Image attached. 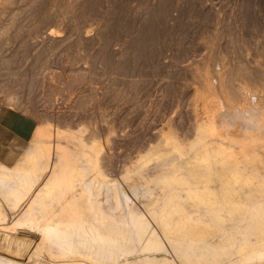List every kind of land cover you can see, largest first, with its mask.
<instances>
[{
    "label": "bare ground",
    "instance_id": "6f19581e",
    "mask_svg": "<svg viewBox=\"0 0 264 264\" xmlns=\"http://www.w3.org/2000/svg\"><path fill=\"white\" fill-rule=\"evenodd\" d=\"M107 1L108 0H0V72H4V74L7 73L8 75H10V77H12V79H14L13 81H20V80L26 81V80H28V81H30L29 84L32 82L33 84L37 83L40 85L44 84V82L46 80H47V82L51 83V76L50 75L55 74V76H57L59 81L61 83L62 82L64 83V85L60 89L58 87H52L49 89V91L45 95L40 96L41 97V111H42V114L44 116V119H43V122L41 124H39L37 122L39 125L37 124V128L34 132L33 137H34V139H43V138L46 139L47 138L49 140V142L47 139L43 140V144L40 147L41 157H42V155H44L46 157V160L43 163L44 169L43 170H36V164L37 163L34 160L35 157H32V156L31 157L29 156L30 160L28 158H26V160L30 163V164H28L29 166L27 168L25 167V165L23 163H20L17 166L15 165L16 164L15 163L14 165L16 166V170H14V169L10 170V169H8V167L7 168L3 167V165H4L3 164L2 167H0V187L4 188V186H5V188H6V186H8V185L10 187V183L13 184L17 180H20L21 186L22 185H24V186L28 185L29 183H31V181L33 182L32 186L29 185L30 186L29 191L27 190L28 192L25 194L23 201L24 202L26 201L27 204L29 203V205H28L29 211L32 210V209H29V207L30 206L32 207L33 201L38 202L40 205V207H39V205H38V207H35V209L36 208L39 209V212L37 211L38 213L34 215L32 220L34 221L33 224H35L34 225L35 229H37L38 232L40 233L39 239H41V241L47 242L48 245H49V243H52L54 239L55 240L57 239L58 242L61 241L62 244H63V242L70 243V242L74 241L73 240L74 236L76 237V235H79L78 238L81 237V240H83V241H87V242L92 241L91 244H93V241L97 242V243H94L93 245H95V244L97 245L98 242L103 243L105 246L108 245L107 248H105L107 251L105 253L102 252V253H104L102 259L106 260L107 263H109V264H122V261H121V259H119L120 257L118 256V254H120V251L117 248L116 238H113L112 236H110L106 233H102L100 231L95 230V228L93 226L89 225L91 223L87 224V222H89V220L87 222H85L84 220H81L80 222L77 221L79 223L77 225H74V227L71 226V228H70L69 224H68V226H67V224H63V225L57 224V223H55V221H56L55 216L57 215V213L54 209L55 204H57V205L60 204V206H62V208H65V206L67 207V205H74L76 203L78 205L79 204L78 202H80V200L82 201L84 199L83 198L84 196H82L83 190H82V192H80V194L77 193V195L79 194V196H75L76 188L78 186L82 187L83 189L91 190L95 186L99 185L101 183L102 179L105 178V176H109V178L106 177V179L110 180V178L112 176H114L116 173H118L117 172L118 170H122L121 169L122 166L120 165L121 162L119 160V157H121L119 154V149L121 148L120 146H122L123 141L126 142V135H122V133H121V131H122L121 124L125 121L126 117H128L131 114L130 109L132 107L129 106L131 108H129L128 111L125 113V115H123L122 114V112H123L122 108H120L121 101L124 98L129 97V95L131 94L132 90L135 87L140 86L141 84L145 85V83H146L144 81L145 80L144 78H143L144 80L138 79V78H136V74L134 73L136 70V66L140 63L139 60H140V57L142 56L141 53L143 50L142 48L144 47L143 46L144 40L138 36L135 37L134 35H131V34H125L123 36L122 33H120L122 35V37H117V35H116L117 33L115 31H116V27H118L117 26L118 24L116 23L115 18L111 14V11H113V10L109 11V9L107 8ZM123 1L125 2V0H123ZM116 2L117 1L114 0V3H116ZM146 2H148V1L146 0ZM119 3H121V2L119 1ZM134 3H135V1H134ZM134 3L132 4V6L134 5ZM137 3H140V2H137ZM202 4H204V3H202ZM111 6L113 7L112 4H111ZM127 6H128V4H127ZM127 6H126V8H128ZM129 6H130V4H129ZM142 6H143V3H142ZM145 6H146V3H145ZM152 6L154 7V5H152ZM134 7H132V8H134ZM148 7H150V6L148 5ZM150 8H152V7H150ZM117 10H118V8H117ZM137 11H139V9ZM155 11H156V8H155ZM134 12H135V10H134ZM164 13L166 14V9H163V11L160 14H164ZM173 14H174V12H173ZM101 15H102V18L104 20L102 19L101 22L97 23L96 20L99 19V17ZM174 16H176V15H174ZM128 17L129 16H127V18ZM159 17L160 16H158V18ZM119 18H121V17H119ZM163 19H164V16H163ZM169 21H170V19H169ZM175 21H173V22L175 23ZM137 23H140V22H137ZM52 24L53 25L55 24L59 28H63V29L67 25H69L71 32L76 35L75 38L70 42V46H68L69 49L66 50L67 53L65 52V56L59 60L60 67H62L61 64H65L64 60L67 57L72 58V59L75 58V55L77 54V52L79 54V51L83 48L84 45L87 46L86 48H88V50L86 49L88 51L87 54L83 55V53L81 52L83 55L81 58V60L83 61V65L79 66V67L77 66L78 68L75 67V68H71L70 70H68L69 72H67L66 74H68V73L69 74L65 78H64L63 74L51 72V70L50 71L47 70L49 67H51L50 66L51 65L50 64L51 63L50 62L51 61V59H50L51 52H53L55 49H57L63 43V41L66 38H68V37L65 38L62 35H60L59 33L61 31H57L58 29L55 30L52 27ZM143 24H144V22H143ZM145 24H146V22H145ZM170 24H172V23H170ZM161 27H163V26H161ZM170 27H168V28H170ZM165 28L166 27H164V29ZM127 30H129V29H127ZM165 30L167 31V28ZM70 38H72V37H70ZM69 40H71V39H69ZM64 43L66 44V42H64ZM67 45H69V44H67ZM230 49H232V48H230ZM55 51H57V50H55ZM234 51H233V49L230 51L232 56H233ZM60 52L58 53L59 55L62 54V52L61 53ZM239 53H240V51H239ZM241 54L242 55H240V56L244 57V56H247L249 53L247 55H244L243 50H241ZM53 55H55V54H53ZM151 55H153V54H151ZM57 56L55 55L56 58H57ZM219 56L220 57H216L218 59L214 60V67L212 66L213 69L210 70V69L206 68L207 67L206 66L205 72L200 76V78L197 82L198 88L196 89V95H195L196 96V101L194 104L195 108H193V111H192L191 115L189 116V120H190L189 127L185 128V127H183L184 125L182 126V124H184V123L181 124V122L184 120L183 114H179L178 116L171 118L170 120L165 119L166 120L165 121L163 119L165 122H163V121H162V123L160 122V125L158 124L159 127H156L157 129L155 131L152 130L153 133H151V134H153V136L150 137L145 144L137 146L136 149H134V151L132 150L133 152L131 154L126 156L127 159L124 160L125 165L123 167L124 168L123 170H129V167L127 166L128 163H130L131 168H132V166L134 167V165H136L137 162L142 163L144 161V159L149 154L151 156L157 157V159H158V157L159 158L163 157L161 164L159 163L160 164L159 170L160 169L161 170L166 169V170H172L173 171L172 175L170 174L171 176L169 177L168 182L170 183L171 180H173L174 182H177L180 185H185L188 181H184V178L182 177L183 175L182 176L179 175V172H180V170H183L186 167L184 162L187 161V163H189L190 160H187V159L191 158L193 155L194 160L191 163L194 162V164H192L191 166L188 165L189 167H187V169H186L188 171V174H190L191 176L196 175V174L206 176V178L205 177L202 178L203 180H202L201 185H203L204 188L200 186V188H203V189L201 192H199V190H198L199 196H198L197 201H199L201 204H207L208 206L214 205L213 206L214 209L212 207L211 208L214 210L213 215L216 214L215 215L216 217H220L222 215V214H218L216 212V209L218 207H221L222 205H224V206H226L229 213L236 214L237 217L242 218V219H245V218L247 219L249 217V219L253 220L255 225H256V228H255L254 233H253V237H252V239H248L241 247H239V250L244 251V253H243V260L244 261L255 262L257 260V261H261L259 263H263V261H264V182H263V180L261 181L262 178L259 179V176L261 177V175L263 173L261 174L257 168H259L261 166V164L264 163V159H263L264 152L262 155H260V153L258 151L261 149V148L259 149V147H261V145H262L261 143L264 142V85L260 82V78H257L258 76H257V73L255 71V68H256L254 66L255 64L250 65V62L248 60L249 57L248 58L244 57V61H242L240 64L233 65L234 61H233V63H232V61L225 63L224 62L225 57L222 56V54H220ZM151 58H150V60H151ZM156 59H155V62H157ZM118 60H120V62L122 61V63L119 65L117 63ZM231 60H232V58H231ZM233 60H234V57H233ZM151 64H154V63H151ZM115 65H118V66L115 67ZM155 65H157V64H155ZM191 65H193V64H191ZM240 66H242V69H243V70L240 69L243 71L240 74L242 77H240L239 74H238V76H234L235 72H233L234 71L233 69L236 70ZM63 67H64V65H63ZM70 67H72V66H70ZM104 67H106L107 69L106 70L103 69ZM145 67H143V68H145ZM200 67H201V65H200ZM59 68H58V70H59ZM56 69H57V67H56ZM249 69H251V70H249ZM45 70H47V71L45 72ZM191 70H193V69H191ZM62 71H63V69H62ZM105 71L109 73V77H106L107 79H102V75H104V73H106ZM194 71H195V69H194ZM202 71H203V69H202ZM201 72L198 71L199 74ZM106 76H107V73H106ZM138 76H142V75H138ZM148 79H150V78H148ZM8 80L9 79H7V81ZM165 85H167L165 80H162L160 82V85H159L161 92L164 91ZM38 87H39V85H38ZM36 91H34V92H36ZM64 91H66L69 96L74 95V98L71 99V97H70L71 100H70V102H68L69 105L67 104L68 106L67 107L65 106L66 110L64 109V106L62 105V107L65 111L60 112V113L57 111L54 112L51 109V106L54 103V100L56 97L55 95L58 93H62ZM155 91H157V90H155ZM39 92L41 93V91H39ZM42 92H43V90H42ZM147 92H148V90H147ZM167 92H168V89H167ZM13 97H14V95L12 93H8V95H6V98H7L6 101L8 102V104H13ZM140 97H141V95H140ZM140 97H138V98H140ZM159 97L160 98L158 99V101H156L155 105L153 104L154 102L150 104V105H152V104L154 105V106L152 105L154 107V110H152V111L153 112L156 111V113H158L157 110L159 109L162 96H159ZM166 97H167V95H166ZM143 99H144V97H143ZM146 100L148 101L150 99L148 98ZM14 101H15V99H14ZM163 102H164V100H163ZM163 102H162V104H163ZM55 107H57V106H55ZM61 111H62V108H61ZM39 112H37V113H39ZM187 112H189V111H187ZM32 113H33V111H32ZM162 114H163V112H162ZM35 115H37V114H35ZM134 116H135V114H134ZM146 116H147V114H146ZM166 117H168V116H166ZM157 118L159 119L160 115ZM145 119H146V117H145ZM139 120H140V118H139ZM151 121H153V120H151ZM185 123H186V121H185ZM52 126L54 129H51ZM136 126H137V124H136ZM144 127H145V125H144ZM133 128H134V126H133ZM136 128H138V127H136ZM142 128H143V125H142ZM129 130H130V128H129ZM146 130H148V129H146ZM123 133H124V131H123ZM125 134H127V133H125ZM122 136H124V137H122ZM143 137H145V136H143ZM143 137L141 136V138H143ZM51 138H52V140L54 138H56L55 139L56 142L55 141H54L55 143H53V141L51 142ZM61 138H65L64 142L69 141V144L66 146L61 145V143H60ZM130 138L132 139V137H130ZM27 139H28V137H27ZM57 139H59V140H57ZM236 139H237V141H236ZM61 140H63V139H61ZM38 141H40V140H38ZM235 142H238V144H239L237 146L238 150L236 149L237 151L235 150L234 146L232 145ZM132 143H134V142L132 141ZM185 145L189 146L188 150H186L187 146L185 147ZM186 151H188V153H193V154H189V155H191V157H188L185 160H183L182 155L183 154L186 155V153H185ZM168 153H173L172 154L173 156H167V155H169ZM261 156H263V157H261ZM122 158H123V156H122ZM151 158L153 159V157H151ZM147 162H148V160H147ZM154 162H156V161L154 160ZM156 163H154V164H156ZM0 164H1V161H0ZM138 167H140V166H138ZM153 169H154V166H153ZM35 175H37L36 178H34ZM129 175H127V176H129ZM11 176L14 178V179L12 178L13 180L10 179ZM15 178H16V180H15ZM194 178H195V176H194ZM213 180L218 181L219 187L221 188L220 189L221 193L223 194L221 201L218 203L217 202L215 203V201L214 202L211 201L215 197H213L211 195V190L208 188V187L212 186V185H210V183ZM132 181H133V179H132ZM134 181H135V179H134ZM112 182H113V180L111 181V183ZM114 182H116V180ZM195 182H197V181H195ZM16 185H19V183H17ZM16 185H14V186H16ZM119 185L121 186V184H119ZM125 185H127V184H125ZM195 185H196V183H195ZM110 187H113V186H110ZM143 187H147V186H143ZM97 188H94V189H97ZM101 188H99V189H101ZM122 188H123V186H122ZM131 188H133V187H131ZM21 189H23V188H21ZM21 189H20V191H21ZM112 189L113 188H111V190ZM1 190H2V188H1ZM123 191H124V188H123ZM10 192H12V190ZM88 192H90V191H88ZM88 192H87V198L89 199L91 197V194H90V197H88V195H89ZM1 193H2V191H1ZM243 193H244V196L242 197ZM8 194L10 195L9 192H8ZM214 194H216V193H214ZM176 195H174L172 192V194L169 195L170 199L171 200L179 199V198H177ZM187 196H189V195H187ZM117 197L122 198V197H119V195ZM192 197H193V195H192ZM192 197H191V200H192ZM180 199L183 200V197ZM186 199H187V197H186ZM91 200L92 199H90V201ZM194 200H195V198H194ZM194 200H192V201L194 202ZM175 202L172 201V203H175ZM220 203H222V205L217 206ZM250 203L254 205L253 209H249L248 207H246V208L244 207L245 204H250ZM1 204L2 203H0V206H1ZM118 204H120V203H118ZM6 205L7 204H5V207H6ZM88 206H89V204H88ZM125 206H127V205H125ZM171 207L169 208L167 206V208L165 210H163V208H162L163 212L159 214V216H160L159 218L165 219L167 217H171L173 214H175V213L177 214V210L179 212H181V210L178 208V206L176 207V205H175V207H173V209ZM68 209L69 208H67V210ZM174 209H177V210H174ZM172 210H174L173 213L170 212ZM1 211L3 212V210L0 209V218L3 217V214ZM62 211H63V209H62ZM89 211H88V215L90 214ZM27 212H25L26 216H27ZM124 213H126V212H124ZM25 214L23 213V215H25ZM30 215H31V213H30ZM130 215H129V219L131 217ZM59 216L61 217L60 214H59ZM150 216H151V214H150ZM9 217L10 216H8V219H9ZM67 217H69V216H67ZM114 217H116V216H114ZM23 218L21 220H23ZM188 218H190V217L188 216ZM132 219H135V217ZM137 219H139V218L137 217ZM180 219H182V217H180ZM118 220H119V218H118ZM26 221H27V219H26ZM29 221H30V219H29ZM57 221H58V219H57ZM147 221H148V217H147ZM146 222H145V224H146ZM3 223H0V224H2L4 226ZM117 224H119V223H117ZM148 224H150V223H148ZM28 226H29V223H28ZM153 226H156V225H153ZM150 227H147V228H150ZM121 228H123V227H121ZM191 228L195 229V227H191ZM4 229H6V226ZM31 229L33 230V228H31ZM166 229L168 230V228H166ZM5 231L6 230H4L3 232H5ZM150 231H151V229H150ZM235 231H236V229H232L230 231L231 235L233 237H234ZM8 232H9V230H8ZM8 232L6 231L7 234H8ZM136 232H138V231H136ZM101 234H104V235H101ZM159 234H160V232H159ZM167 234H165V235H167ZM35 235L36 234H33L31 231L26 230V231L20 232V233L19 232L15 233V234L12 233L10 235L11 240L8 239V237L4 238L3 241H6L8 243H6V245L0 244V264H25L33 256L35 257V255H33V252L35 250H33V252H31L32 247L30 248V246H32V242H33V239L35 238ZM145 235H146V233H145ZM153 235H155V234L153 233ZM244 235H245V233H244ZM147 236L145 237V240H146ZM161 236H163V234ZM232 236H230V237H232ZM171 238H172V236H171ZM162 239H164V237H162ZM167 240L168 239L166 238L165 241L168 242ZM172 240L174 242L182 243V244H179L178 246L184 245L183 249L188 252L187 253L188 258L192 257V256H196V259H198V261H201V262L206 261V263H199V264L214 263L212 261H214L213 258L215 256L217 257V258H215V262H216L217 260H219V258L222 255H225V254L216 253V255L213 257H206V259H202L201 258L202 256L210 253V249H205L206 245H198L195 242L196 238L194 236H189V234H185L183 237H178V238L173 237ZM75 242H77V241H75ZM147 242H150V241L148 240ZM185 242H186V244H183ZM59 243H57V244H59ZM109 243H112V244H109ZM40 244H42V243H38V245H40ZM72 244H73V242H72ZM171 244L175 245V244H173V242ZM35 245H36V242H35V244H33V247ZM142 245H140V246H142ZM86 246H89V245L86 244ZM90 246H92V245H90ZM155 246H153V248ZM43 247H44V245L42 246V248ZM101 247H102V245H101ZM170 247H172V246H170ZM170 247H168V248H170ZM233 247L234 246L232 244V247L231 246H228V247L224 246V247H219L216 249L212 248V249H215L216 251H222V250L223 251H230L231 249H233ZM3 248H6L10 252V254H8L9 252L8 253L5 252V253H7L6 255H8L10 257L3 255L4 253L1 254L3 252V251H1V249H3ZM46 248H48V247H46ZM83 248H84V246H83ZM180 248L181 247H179V249ZM38 249L40 251L41 248L38 247ZM49 250H50V248H49ZM63 250H65V249H63ZM83 250H85V249H83ZM91 250H94V249H91ZM66 252L68 255H70V253L75 254L77 252V250L75 248L74 249L70 248L69 250L66 249ZM66 252H65V254H66ZM150 253H153V252H150ZM156 253H158V252H156ZM34 254H37V253H34ZM139 254L141 256V251L139 252ZM160 254H161V252H160ZM169 254H170V252L168 253V255ZM71 255H73V254H71ZM145 255L148 256L147 254H145ZM168 255H165V256H168ZM175 255H176V253H175ZM92 256H91V258H92ZM51 257H52V255H51ZM154 257H156V256H154ZM140 258H138V259H140ZM165 258H167V257H165ZM123 259L124 258H122V260ZM127 259H126V261H128ZM134 259H136V258H134ZM26 260H28V261H26ZM170 261H171V259H170ZM170 261L150 260V264H173ZM30 262H31V260H30ZM126 263H129V262H126ZM142 263H143V261H142ZM255 263H257V262H255ZM65 264H68V263L66 262ZM72 264H83V263L78 262V261H74ZM177 264H179V263H177Z\"/></svg>",
    "mask_w": 264,
    "mask_h": 264
},
{
    "label": "rangeland",
    "instance_id": "374dc122",
    "mask_svg": "<svg viewBox=\"0 0 264 264\" xmlns=\"http://www.w3.org/2000/svg\"><path fill=\"white\" fill-rule=\"evenodd\" d=\"M116 1L117 2L114 3V0H108L107 1V8L109 9V11L113 10V11H111V14L113 15V17L116 20V23L118 24L117 25L118 27H116V31H115L117 33L116 34L117 37H122V35L124 36L125 34H131V35H134L135 37L138 36L144 40V44H143L144 47L142 48L143 50L141 53L142 56L140 57V60H139L140 63L136 66V70L134 73L136 74V78H138V79L144 78L145 80L144 79L143 80L146 83H145V85L141 84L140 86L135 87L136 89L134 88L132 90L129 97H126L123 99L124 101L123 100L121 101L120 108H122V111H123L122 114L123 115H125V113L128 111V109L132 107L130 109L132 115L130 114L128 117L125 116L126 119L121 124V127H122L121 133H122V135H126V142L123 141V144H122L123 147L120 146L121 148L119 149V154L121 156V157H119V160L121 162L120 165L122 166L121 167L122 170H118L117 171L118 173H116L114 176H112L110 178V180L106 179V177L109 178V176H105V178H103L101 183L99 184L100 186L97 185L94 187V188L98 187L97 189L93 188L91 190H87V189H83L82 187L78 186L79 188L78 187L76 188L75 196H79V194H80V192H82V190H83L82 196H84L83 197L84 201L80 200V202H78L79 203L78 205L76 203L74 205H67V207L65 206V208H62V206H60V204H58V205L55 204L54 209L57 213V215L55 216L56 217L55 223L62 224V225L67 224V226L69 224V226L71 228V226L74 227V225H77L81 220H84L85 222H87L89 220V222H87V224L91 223L89 225L93 226L95 228V230L100 231L102 233H106V234L112 236L113 238H116L117 248L120 251V254H118V256L120 257L119 259H121L122 264H150V260L170 261V259H171L170 262L173 264H177V263H179V264L206 263V261H202V262L198 261V259H196V256H192V257L188 258V256H187L188 252L183 249L184 245L178 246L179 244H182V243L174 242L172 240L173 237L174 238L183 237L185 234H189V236H194L196 238L195 242L198 245H206L205 249H210V253L202 256L201 257L202 259H206V257H213L216 255V253L225 254V255H222L219 258V260H217L216 262H215V258H217V257L215 256L213 258L214 261H212L214 263H210V264H224V263L225 264H246V263L247 264H249V263L250 264H258L261 261L256 260L255 262H257V263H255L253 261L252 262L244 261L243 260L244 251L239 250V247H241L248 239H252L254 230L256 228L254 221L249 219V217L247 219L246 218L242 219V218L237 217L236 214L229 213L226 206L222 205V203L218 204L217 206H221V205L222 206L218 207L216 209V212L218 214H222V215L220 217H216L215 216L216 214L213 215L214 214L213 213V211H214L213 206L214 205L208 206L207 204H201L199 201H197L198 196H199L198 193L201 192L202 189L204 188L203 185H201L202 180H203L202 178H204V177L206 178V176L200 175V174H196V175L191 176L190 174H188V171L186 170L187 167L194 164V162L191 163L194 160L193 155L191 157V155H189V154H193V153H188V151H186L185 152L186 155L185 154L182 155L183 160H185L188 157H191V158L187 159V160H190L189 163H187V161L184 162L186 165V167L183 169L184 171L180 170V172H179V175H181V176L183 175L182 177L184 178V181H188L185 185H180L177 182H174L173 180H171L170 183L168 182V179L172 175L173 171L172 170H166V169L165 170H161V169L159 170V165L161 164L163 157L162 158L158 157V159H157V157L151 156L149 154L144 159V161L142 163L137 162L138 164L136 163V165H134V167L132 166V168H131L130 163H128L127 166L129 167V170H123L124 169L123 167L125 165L124 160L127 159L126 156L131 154L134 151V149H136L137 146L145 144L148 141V139L153 136V134H151V133H153V131H155L157 129L156 127H159L160 122L161 123H162V121L165 122L166 120H170L171 118H174V117L178 116L179 114H183L184 120L181 122V124L184 123V124H182V126L184 125L183 127H185V128L189 127V123H190L189 116L191 115L193 108H195V105H194L195 101H196L195 95H196V89L198 88L197 82H198L200 76L205 72L206 68H208L210 70L213 69L214 60L218 59L216 57H220L219 56L220 54H222V56L225 57V59H224L225 63L231 62V61L233 63V61H234L233 65H235V64L238 65L242 61H244V57L245 58L249 57L248 60L250 62V65L255 64L254 66L256 67L255 71H256L257 76H258L257 78H260V82L264 85V0H201V1L200 0H179L180 2L178 0H147L148 2H146V0H133V1L132 0H125V2L123 0H116ZM119 1L121 3H119ZM134 1H135V3H134ZM137 2H140V3H137ZM110 3L113 5V7L111 6ZM133 3H134V5L132 6ZM142 3H143L144 7L142 6ZM145 3H146V6H145ZM202 3H204V4H202ZM127 4H128V6H127ZM129 4L131 7L129 6ZM148 5L150 7H152L153 9L148 7ZM152 5H154V7ZM126 6L128 8H126ZM116 7L118 8V10ZM132 7H134V8H132ZM155 8H156V11H155ZM162 8L166 9V14L168 16L165 13L160 14L163 11ZM138 9H139V11H137ZM134 10H135V12H134ZM173 12H174V14H173ZM174 15H176V16H174ZM127 16H129L130 18L129 17L127 18ZM158 16H160V17L158 18ZM163 16H164V19H163ZM119 17H121V18H119ZM102 19L103 18L101 15L99 17V19L96 20V22L99 23L102 21ZM169 19H170V21H169ZM173 21H175V23ZM137 22H140V23H137ZM143 22H144V24H143ZM145 22H146V24H145ZM170 23H172V24H170ZM161 26H163V27H161ZM167 26L168 27L171 26V27L168 28ZM52 27L55 30L58 29L57 31H61L59 33L60 35H62L65 38L66 37H68V38L65 39L66 41L65 40L63 41V43L61 44L62 46L60 45L57 49H55L57 51L54 50L53 52H51V55H50L51 56L50 57V59H51L50 64L51 65L49 64L51 67H49L47 70L48 71L51 70V72L63 74V76L65 78L69 74V73L66 74L67 72H69L68 70H70L71 68H75V67L78 68L79 66L83 65V61L81 60V58L83 55L87 54L88 48H86L87 46L84 45L83 48L79 51V54L77 52V54L75 55V58L72 59V58L67 57L64 60L65 64H61L62 67H60L59 60L65 56L66 50L69 49L68 46H70V42L75 38L76 35L71 32L69 25H67L64 29L59 28L55 24L54 25L52 24ZM164 27L167 28V31L165 30L166 28L164 29ZM127 29H129V30H127ZM120 33H122V35ZM70 37H72V38H70ZM69 39H71V40H69ZM64 42H66V44ZM67 44H69V45H67ZM230 48H232L233 51L235 50L233 52V56L230 53V51L232 50ZM241 50H243L244 55H247L248 53L249 54L247 56L241 57L240 56V55H242ZM60 51L62 52V54L59 55L58 53ZM239 51H240V53H239ZM81 52L83 53V55ZM53 54H55L56 56L58 55L57 56L58 59ZM151 54H153V55H151ZM233 57H234V60H233ZM150 58L152 61L150 60ZM231 58H232V60H231ZM155 59L157 62H155ZM117 63L119 65L122 63V61L120 62V60H118ZM151 63H154V64H151ZM155 64H157V65H155ZM191 64H193V65H191ZM63 65H64V67H63ZM118 65H115V67H117ZM200 65H201V67H200ZM55 66L57 67V69ZM70 66H72V67H70ZM143 67H145V68H143ZM58 68H59V70H58ZM61 68L63 69V71ZM103 69L106 70L107 68L104 67ZM191 69H193V70H191ZM194 69H195V71H194ZM202 69H203V71H202ZM240 69H242V66H240L236 70L233 69L234 70L233 72H235L234 76H238V74H239V76L242 77L240 74L243 72L242 71L243 69L242 70H240ZM47 70H45V72ZM197 70L199 72H201V71L202 72L199 74ZM249 70H251V69H249ZM106 73H107V76H106ZM106 73H104V75H102V79H107L106 77H109V73L108 72H106ZM138 75H142V76H138ZM50 76H51V83L47 82V80H46L44 82V84L40 85L37 83L33 84L32 82L29 84L30 81H28V80H26V81L25 80L13 81L14 79H12V77H10V75H8L7 73L4 74V72H0V92H1L0 93V103H2L3 105H5L7 107H12L14 109H17L20 112H22L28 116L34 117L37 120V122L39 124H41L43 122L44 116H43L42 111H41V97L40 96L45 95L49 91V89L52 87H58L60 89L64 85L63 82L61 83L59 81V79L57 78V76H55V74H51ZM148 78H150V79H148ZM7 79H9V80L7 81ZM162 80H165L167 85H165L164 91L161 92L159 85H160V82ZM38 85H39V87H38ZM167 89H168V92H167ZM42 90H43V92H42ZM147 90H148V92H147ZM155 90H157V91H155ZM34 91H36V92H34ZM39 91H41L42 94ZM8 93H12L14 95L13 104H8V102L6 101L7 100L6 95H8ZM140 95H141V97H140ZM166 95H167V97H166ZM55 96L56 97H55L53 105L51 106V109L54 112L57 111L59 113L65 111L66 107L69 105L68 102H70V100L74 98V95L69 96L66 91H64L62 93H58ZM159 96H162V97H161V103H160L159 109L157 110L158 113L160 112L158 114V113H156V111L153 112L152 110H154L153 106L155 105L156 101H158V99L160 98ZM70 97H71V99H70ZM138 97H140V98H138ZM143 97H144V99H143ZM148 98L150 100L147 101L146 99H148ZM14 99H15V101H14ZM163 100H164V102H163ZM162 102H163V104H162ZM151 103H153L154 105L153 104H152L153 106L150 105ZM62 105L64 106L65 110L63 109ZM55 106H57V107H55ZM129 106H131V107H129ZM61 108H62V111H61ZM32 111H33V113H32ZM187 111H189V112H187ZM37 112H39V113H37ZM162 112H163V114H162ZM35 114H37V115H35ZM134 114H135V116H134ZM146 114H147V116H146ZM159 115H160V118L158 119L157 117H159ZM166 116H168V117H166ZM145 117H146V119H145ZM139 118H140V120H139ZM150 119L153 121H151ZM163 119L164 120L166 119V120L164 121ZM185 121H186V123H185ZM136 124H137V126H136ZM142 125H143L144 129L142 128ZM144 125L146 128L144 127ZM133 126H134V128H133ZM136 127H138V128H136ZM129 128H130V130H129ZM51 129H54L53 126ZM146 129H148V130H146ZM123 131H124V133H123ZM125 133H127V134H125ZM128 135L130 137H132V139ZM141 136L142 137L145 136V137L141 138ZM122 137H124V136H122ZM46 139L45 138L34 139V137H33L31 140L26 142L24 145L17 147L16 154H15L14 158H12L8 161H1L0 167H2V165L4 164L3 167H6V168L8 167V169H10V170L11 169L16 170V166L20 163H23L25 165V167L27 168L29 166L28 164H30V163L26 160V158L29 159L32 156V157H35L34 160L37 163L36 164V170H43L44 169L43 163L45 162L46 157L44 155H42V157H41L40 147L43 144V140H46ZM55 139L56 138H54L52 140V138H51V142L53 141V143H55L56 142ZM61 139H63V140H61ZM61 139H60L61 145L66 146L69 144V141L64 142L65 138H61ZM38 140H40V141H38ZM57 140H59V139H57ZM132 141L134 143H132ZM236 141H237V139H236ZM48 142H49V140H48ZM263 143L264 142L261 143L263 146L261 145V147H259V149L260 148L261 149L258 150L260 155H262L264 152V144ZM232 145L234 146L235 150L236 149L238 150V148H237V146L239 145L238 142H235ZM186 146L187 145H185V147ZM188 148H189V146L186 147V150H188ZM168 154L169 155H167V156H173L172 155L173 153H168ZM122 156H123V158H122ZM151 157H153V159ZM261 157H263V156H261ZM263 159H264V157H263ZM147 160H148V162H147ZM154 160L157 163L154 162ZM154 163H156V164H154ZM138 166H140V167H138ZM153 166H154V169H153ZM257 169L260 171L261 174L263 173L262 175L260 174L261 177L259 176V179L262 178L261 181L263 180V182H264V163H262L261 166ZM127 175H129V176H127ZM194 176H195V178H194ZM36 177H37V175H35L34 178H36ZM12 178L13 177L11 176L10 179H12ZM132 179H133V181H132ZM134 179H135V181H134ZM15 180H16V178H15ZM112 180H113V182L111 183ZM115 180H116V182H114ZM195 181H197V182H195ZM212 182L210 183V185H212V186H210L208 188L211 190V195L215 198H213L211 201H213V202L215 201V203L216 202L218 203L221 201L223 194L221 193V190H220L221 188L219 187L218 181L213 180ZM17 183H19V185H16ZM32 183L33 182L31 181V183H29L28 185H25V186L22 185L21 186L20 180H17L13 184L10 183V187H9V185L6 186V188H5V186H4V188L0 187V201H1L0 203H2L0 206L1 207L0 209L3 210V212L2 211L1 212H2L3 217H4V218L3 217L0 218V223L4 222L3 223L4 226L2 224H0V229H1L0 230V235H1L0 236V244L6 245V243H8V242L3 241V239L8 237V239L11 240L10 235L12 233L15 234V233L24 232L27 230V231H31L33 234H36L35 238L33 239L32 246H30V248L32 247L31 252H33V250H35L33 252V255H35V257L32 255L33 257L30 259L31 262H30V260L29 261L26 260L28 262H26L25 264H37L38 262H39L38 264H40V263L41 264H51V263L52 264H65L66 262L68 264H72L74 261H78V262H81L83 264H109V263H107L106 260L102 259L103 254L107 251L105 248H107V246H108V245L105 246L103 243L98 242L97 245L96 244L93 245L94 243H97V242L93 241V244H91L92 241H88V242L83 241V240H81V237L78 238L79 235H76V237L74 236V238H73L74 241H72L73 244H72V242H70L72 245L70 243H65V242H63V244H62L61 241H59L60 242L59 243L57 239L56 240L54 239L53 242L49 243V245H48L47 242H45V241L43 242V241H41V239H39L40 233L38 232L37 229H35V227H34L35 224H33L34 221L32 220L34 215L39 212V209H37V208L35 209V207H38L39 203L33 201L32 207L31 206L29 207V209H32V210H30L31 211L30 212L28 210L29 203L27 204L26 201L25 202L23 201V198L25 197V194L29 191V187L32 186ZM195 183H196V185H195ZM119 184H121V186ZM125 184H127V185H125ZM12 185L13 186L16 185L17 187L16 186L13 187ZM110 186H113V187H110ZM122 186L124 188V191H123ZM143 186H147V187H143ZM200 186L203 188H200ZM131 187H133V188H131ZM1 188H2V190H1ZM9 188L10 189L12 188L11 189L12 192H10L11 190ZM21 188H23V189H21ZM99 188H101V189H99ZM111 188H113V189L111 190ZM20 189H21V191H20ZM198 190H199V192H198ZM1 191H2V193H1ZM88 191H90L91 193ZM8 192L10 193V195L8 194ZM87 192L89 193L88 197H90V194H91V197L89 199L87 198ZM172 192L174 195L177 194L176 196L179 199L171 200L169 195H171ZM77 193H79V194L77 195ZM214 193H216V194H214ZM186 194L189 196H187ZM191 194L193 195V197ZM118 195H119V197H122V198H118L117 197ZM243 196H244V193L242 194V197ZM182 197H183V200L180 199ZM186 197H187V199H186ZM191 197H192V200H194V198H195L196 201L194 200V202H193L191 200ZM90 199H92V200L90 201ZM172 201L173 202L176 201V202L172 203ZM118 203H120V204H118ZM5 204H7L6 207H5ZM88 204H89V206H88ZM174 204L176 205V207L178 206V208L181 210V212H179L177 209H174V210H177V214L175 213L176 215L173 214L171 217H167L165 219L161 218L162 219L161 220L159 218L160 217L159 214L162 213L163 210H165L167 208V206L170 208L173 205L171 207L173 209V207H175ZM125 205H127V206H125ZM39 207H40V205H39ZM244 207L245 208L248 207L249 209H253L254 205L250 203V204H245ZM67 208H69V209L67 210ZM162 208H163V210H162ZM62 209H63V211H62ZM174 210H172L170 212L173 213ZM88 211L90 213L89 215H88ZM25 212H27V216L29 218L26 216ZM65 212L66 213L68 212V213L66 214ZM124 212H126V213H124ZM23 213L25 215H23ZM30 213H31V215H30ZM59 214L61 215V217L59 216ZM150 214H151V216H150ZM129 215L131 216L130 219H129ZM8 216H10L9 219H8ZM67 216H69V217H67ZM114 216H116V217H114ZM188 216L190 218H188ZM134 217L136 220L132 219ZM137 217L139 219H137ZM147 217H148V221H147ZM180 217H182V219H180ZM22 218H23V220L24 219L25 220L24 221L21 220ZM118 218H119V220H118ZM26 219H27V221H26ZM29 219H30V221H29ZM57 219L59 222L57 221ZM77 221H79V222H77ZM145 222L147 225L145 224ZM28 223H29V226H28ZM117 223H119V224H117ZM148 223H150V224H148ZM153 225H156V226H153ZM5 226H6V229H4ZM121 227H123V228H121ZM147 227H150V228H147ZM191 227H195V229H193ZM31 228H33V230ZM166 228H168V230ZM150 229L152 232L150 231ZM232 229H236L234 237L231 235V232H230ZM4 230H6L7 232L9 230L8 234L6 233V231L3 232ZM136 231H138V232H136ZM159 232L161 235L163 234V236H161L159 234ZM145 233H146V235H145ZM153 233L156 236L153 235ZM244 233H245V235H244ZM165 234H167V235H165ZM101 235H104V234H101ZM146 236H147V238L145 240ZM171 236H172V238H171ZM230 236H232V237H230ZM162 237H164L165 240L167 238L168 242H166L164 239H162ZM148 240L150 242H147ZM75 241H77V242H75ZM151 241L152 242L154 241V242L152 243ZM35 242H36V245L33 247V244H35ZM172 242L175 245H172L171 244ZM38 243H42V244L38 245ZM57 243H59V244H57ZM86 244H88L89 246H86ZM109 244H112V243H109ZM183 244H186V242ZM232 244L234 247L230 251H223V250L222 251H216L215 250L216 248L224 247V246L225 247H228V246L232 247ZM43 245H44V247H43L44 249L42 248ZM90 245H92V246H90ZM101 245H102V247H101ZM140 245H142V246H140ZM83 246H84V248H83ZM153 246H155V247L153 248ZM170 246H172V247H170ZM38 247L41 248L40 251H39ZM46 247H48V248H46ZM168 247H170V248H168ZM179 247H181V248L179 249ZM49 248H50V250H49ZM70 248H73V249L75 248L77 250V252L75 254L70 253V255H68L66 252V249L69 250ZM212 248H215V249H212ZM63 249H65V250H63ZM83 249H85L86 251ZM91 249H94V250H91ZM6 250H7L6 248L1 249V251H3L1 254L4 253L3 255L8 256L6 254L9 251L8 250L6 251ZM140 251H141L142 257L139 254ZM168 251L171 254V255L169 254L170 256L168 255V253H169ZM5 252H7V253H5ZM65 252H66V254H65ZM102 252H104V253H102ZM150 252H153V253H150ZM156 252H158V253H156ZM160 252H161V254H160ZM34 253H37L38 255L34 254ZM175 253H176V255H175ZM8 254H10V252ZM71 254H73V255H71ZM145 254H147L149 257L146 256ZM164 254L168 255V256H165ZM51 255H52V257H51ZM91 256H92V258H91ZM132 256L136 259H134ZM154 256H156V257H154ZM8 257H10V256H8ZM165 257H167V258H165ZM168 257L169 258L171 257V258L169 259ZM122 258H124V259L122 260ZM138 258H140V259H138ZM126 259L128 261H126ZM125 261L129 262V263H126ZM142 261H143V263H142ZM259 264H264V261H263V263H259Z\"/></svg>",
    "mask_w": 264,
    "mask_h": 264
},
{
    "label": "crops",
    "instance_id": "0c3cea01",
    "mask_svg": "<svg viewBox=\"0 0 264 264\" xmlns=\"http://www.w3.org/2000/svg\"><path fill=\"white\" fill-rule=\"evenodd\" d=\"M37 124L34 117L0 103V161L14 158L17 147L33 138Z\"/></svg>",
    "mask_w": 264,
    "mask_h": 264
}]
</instances>
